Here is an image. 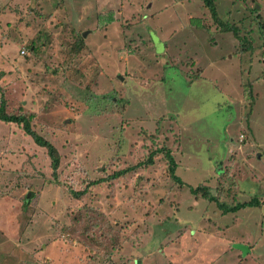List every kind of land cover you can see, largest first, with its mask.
<instances>
[{"label":"rangeland","instance_id":"1","mask_svg":"<svg viewBox=\"0 0 264 264\" xmlns=\"http://www.w3.org/2000/svg\"><path fill=\"white\" fill-rule=\"evenodd\" d=\"M215 5L238 37L202 0H0V98L60 156L0 122V264H264V205L189 191L264 199V0ZM163 146L185 185L133 169Z\"/></svg>","mask_w":264,"mask_h":264},{"label":"trees","instance_id":"2","mask_svg":"<svg viewBox=\"0 0 264 264\" xmlns=\"http://www.w3.org/2000/svg\"><path fill=\"white\" fill-rule=\"evenodd\" d=\"M202 2H203V5L205 6V8L208 9V11L210 12L212 19L218 25L222 26L223 29H225V30L232 31L238 37V32H237L235 27H228V26L224 25V23L221 21V19H219L218 14H217V10H216L215 0H202ZM254 12H255V10H254ZM109 16L106 17V20H105L106 22L113 21L112 15H109ZM83 38L80 36L73 43L71 50H70L71 52L78 53L82 49H84L85 44H84ZM240 41L243 45L247 44L246 41H244L242 39H240ZM36 51H37L36 44H35L34 40L32 39L30 41V44L28 45V52L30 54H34ZM22 52H23V53H21L22 56L24 55V57H26L27 54H25L24 51H22ZM5 108H6V102H5L4 98L1 97L0 98V122H4L7 124H14V125L20 127V129L22 130V132L25 136L30 137L32 142L37 147L42 148L46 151V155H47L48 159L50 160V168L52 171V178L54 180H57L58 179V173L57 172H58V168L60 165V156L58 154L56 147L53 144H51L49 141H47L44 137H42L39 133H37L34 130V128H32V126H31L32 117L31 116H25V115H21V114H9L5 111ZM241 138H243V136H241ZM240 141L242 142V140H240ZM159 153H162L164 158L167 160L169 177L176 184H178L180 186L185 185L182 182V180L176 175L177 165L175 163L174 157L172 156L170 151L168 149H166L164 146L158 150L151 152L144 161L136 164L133 167V169L138 168V167H143L144 165H147V166L152 165L154 162V157ZM123 173L124 172L116 174L113 177V179L120 177L121 174H123ZM105 182H106L105 179H98V180L92 181L91 184L97 186V185L103 184ZM189 191L192 195L196 196V198H200V199L206 200L210 203H214L222 211L223 214L236 213L240 209H243L246 207H258L260 205H264V199L260 200V199H257L256 197H253L247 202L238 203V204H235V205L230 207V206H227L226 204L220 203L218 197L214 193H212L211 191L207 190V188L203 185L198 186L196 188H190ZM72 194L75 198H80L81 196H83L85 194V190L84 191H77V192L73 191ZM27 198L28 197H26V199ZM31 198H33V197H31ZM29 200H30V198L27 200V202L26 201L24 202L25 206L28 204Z\"/></svg>","mask_w":264,"mask_h":264},{"label":"water","instance_id":"3","mask_svg":"<svg viewBox=\"0 0 264 264\" xmlns=\"http://www.w3.org/2000/svg\"><path fill=\"white\" fill-rule=\"evenodd\" d=\"M85 33L83 34V37H85ZM238 250L241 251L242 255H246L248 249L245 247V246H242V245H238L236 246ZM136 264H140L139 262H136Z\"/></svg>","mask_w":264,"mask_h":264},{"label":"built area","instance_id":"4","mask_svg":"<svg viewBox=\"0 0 264 264\" xmlns=\"http://www.w3.org/2000/svg\"><path fill=\"white\" fill-rule=\"evenodd\" d=\"M21 53H23V52H21Z\"/></svg>","mask_w":264,"mask_h":264}]
</instances>
